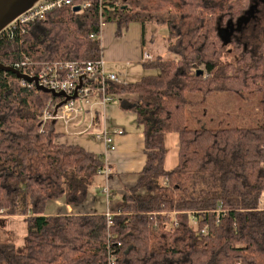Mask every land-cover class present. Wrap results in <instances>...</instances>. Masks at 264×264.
<instances>
[{
    "label": "trees",
    "instance_id": "trees-1",
    "mask_svg": "<svg viewBox=\"0 0 264 264\" xmlns=\"http://www.w3.org/2000/svg\"><path fill=\"white\" fill-rule=\"evenodd\" d=\"M91 1L83 13L65 5L17 24L11 36L2 32L0 62L100 58L102 39L91 37L100 7L117 36L141 24L143 52L156 24L167 32L174 58L149 51L153 59L142 61L147 74L111 87L134 95L129 101L145 135L146 162L112 224L105 213L49 215L53 199L84 205L104 157L58 142L52 123L42 125L49 94L23 87L14 71L0 68V212L26 224L22 247L0 233V264H264V27L256 30L250 13L264 0ZM243 33L248 40H240ZM251 91L261 95L257 126L190 127L191 117H206L194 104L208 95ZM167 133L179 134V162L171 170ZM219 206L228 214L218 223Z\"/></svg>",
    "mask_w": 264,
    "mask_h": 264
},
{
    "label": "built area",
    "instance_id": "built-area-1",
    "mask_svg": "<svg viewBox=\"0 0 264 264\" xmlns=\"http://www.w3.org/2000/svg\"><path fill=\"white\" fill-rule=\"evenodd\" d=\"M46 0L28 14L21 17L17 22L8 26L5 31L10 36L16 29L17 24H27L34 20L45 19L49 12L61 6H79L77 13H83L91 7V0ZM76 2V3H75ZM101 2V0H100ZM108 25L105 14L100 7L99 30L91 35L92 38H102L103 31ZM4 32V31H3ZM2 34V33H1ZM0 34V35H1ZM153 59V55L145 49L142 52L141 60L148 62ZM107 61L102 56L98 59L87 60H67L53 62H37L28 57L22 58L17 62L1 63L0 68L12 70L23 87L36 92L49 94L50 99L43 112L42 125L49 122H62L65 126L61 137L68 138H90L102 143L106 148V154L117 150L116 136L122 130H109L100 117V111L104 112L109 104L120 99V94L111 90L114 85L128 84L116 72H108L106 69ZM130 65L126 64V70ZM89 115V122L84 125L82 116ZM80 124L79 129L73 130L72 126ZM56 128V125H55ZM60 137V139H61ZM61 141V140H60ZM65 142V141H63ZM112 168L105 164L104 168L98 171V175L109 177ZM164 185H168V179L164 178ZM103 192L110 196L109 187L105 186ZM219 206L214 212L216 221L219 223L227 216L228 210ZM115 213L107 212L109 224H112ZM176 224V222H175ZM192 226L198 230L199 221L195 217L191 218ZM201 234L207 232V227L200 230Z\"/></svg>",
    "mask_w": 264,
    "mask_h": 264
},
{
    "label": "crops",
    "instance_id": "crops-1",
    "mask_svg": "<svg viewBox=\"0 0 264 264\" xmlns=\"http://www.w3.org/2000/svg\"><path fill=\"white\" fill-rule=\"evenodd\" d=\"M113 24L114 25L111 26L108 24L109 26L107 25L103 31L101 38L103 46L102 56L107 61L106 69L108 72H116L119 75L126 77L132 73L135 64H140L143 67L141 55L144 45L141 24L131 23L129 28L125 30L121 36H117L116 24ZM146 50L150 51L148 48H146ZM153 50L158 56L165 58V52L162 51L161 47H155ZM126 64L130 65V69L128 71L126 70ZM143 69L144 72H147L144 67ZM143 76L144 75H142L138 80H140ZM130 96L131 98L120 96V99L118 100L120 102L118 105L119 108H115V113H118V117L115 119L112 117L111 122L108 121L107 108H105L104 112L99 110L100 117L109 130H122V133L116 136V151L110 152L107 155L105 146L102 143L94 141L90 138L72 139L68 137H61L60 143L75 144L85 148L87 151L102 155L104 157L103 159L105 164H109L112 168V173L108 177L107 185L109 187L110 196H107L102 191L104 186L102 188L99 187V185H96V187L91 185L89 189V196L86 201L89 203V206H87L88 210L85 212L106 214L109 211L111 213H117L118 203L122 199V194L128 188H131L136 184L140 173L143 170L146 162L145 135L143 128L137 124L136 114L129 101V99H133V95ZM89 118V115H83L81 117V120L84 121V125L89 122ZM79 127L80 124L73 125L72 129L76 130L79 129ZM61 131H63V129H60V132ZM59 138L60 137L57 139ZM165 142L167 149L165 168L167 170H171L175 168L179 162V134L167 133L165 135ZM110 200L112 203L109 202ZM104 203H106L107 206H105ZM53 210L54 212H57V206H54ZM79 210L81 209H76L67 205L66 213H77ZM51 214L60 215L53 212H51Z\"/></svg>",
    "mask_w": 264,
    "mask_h": 264
},
{
    "label": "rangeland",
    "instance_id": "rangeland-1",
    "mask_svg": "<svg viewBox=\"0 0 264 264\" xmlns=\"http://www.w3.org/2000/svg\"><path fill=\"white\" fill-rule=\"evenodd\" d=\"M30 1V0H28ZM27 1V2H28ZM26 0H16V11L24 5H26ZM252 12H250L253 17L252 24L257 27L256 30H260L261 27H264V5L259 3L257 6L253 7L251 9ZM50 12L47 14L49 15ZM111 25H114L113 23H108ZM251 25V26H252ZM109 26V25H108ZM152 30H149L147 33V40H148V49L153 52L154 56H158L153 48L155 47H161L162 51L165 52V59L169 58H174V56L166 51V42L164 38L166 37L167 32H164L163 29H160L156 24H151ZM150 26V27H151ZM232 31V28L229 27H222V31ZM248 31H255V30H250ZM246 31V32H248ZM165 34V36H163ZM226 37H230V34L224 33ZM239 36V35H238ZM245 38L248 40V34L243 33V35L240 36V40H243ZM238 40V39H237ZM228 50L231 51L232 47L229 46ZM225 59H229L231 57L227 56L224 57ZM148 72H144V69L142 65L140 64H135L132 73L129 76H122L120 77L122 79H125L127 83H134L137 81L142 75L147 74ZM151 73V72H149ZM228 93V92H227ZM225 92L222 93H215L212 94L211 96H207V100L203 101L201 103H196L194 104V108L197 112V110L203 111L204 114L207 113L205 116L201 118V113L200 116L191 117L189 120V125L190 127H200L203 125H207L208 127H211L213 125H218V126H231V127H255L261 122V112L260 108L258 106V100L260 99V93L256 91H251V92H245L243 95H237V93H233V95H228ZM121 96H125V98L130 97V95L133 94H120ZM235 96V97H231ZM230 97L231 99L227 100L226 98ZM134 98V95H133ZM120 104L119 101H115L112 104H109L107 106V113H108V121L111 122V119L118 117V113H115V108L118 107ZM202 107V108H201ZM119 108V107H118ZM203 109V110H202ZM121 110V109H119ZM112 115V116H111ZM197 117H200L201 122L198 121ZM133 120V119H132ZM131 122V121H130ZM60 129H65V126L62 122L58 121L56 123V130L59 132ZM61 139H57L58 142H60ZM102 179V180H101ZM107 180V184H106ZM94 187L96 185L99 187L107 186L108 185V177L102 176V175H97L93 178L92 184ZM104 189H102L103 191ZM99 193V190H98ZM101 195V193H100ZM112 199V198H111ZM110 203L111 200L109 201ZM91 204V201H90ZM105 206H107L106 203H104ZM57 206V212H54L53 207ZM87 206H89L88 202H85L84 205L78 207L81 210L77 213H84L85 211L88 210ZM87 208V209H86ZM67 209V204L63 199H53L48 202L47 205V213L49 215H52L51 212L61 214V213H66ZM77 209V208H76ZM72 214V213H70ZM0 233L1 237L4 241L11 242L15 244L17 247H22L24 244V236L26 234V224L23 221L22 216H11L7 215V213L3 210L0 212Z\"/></svg>",
    "mask_w": 264,
    "mask_h": 264
},
{
    "label": "bare ground",
    "instance_id": "bare-ground-1",
    "mask_svg": "<svg viewBox=\"0 0 264 264\" xmlns=\"http://www.w3.org/2000/svg\"><path fill=\"white\" fill-rule=\"evenodd\" d=\"M28 0H26L27 2ZM46 0H30L24 5V7L18 9L16 11V0H14L10 6L7 7L5 14L0 19V34L5 31V29L17 22L21 17L28 14L30 10H33ZM18 19V20H17ZM56 122H52V126L54 128Z\"/></svg>",
    "mask_w": 264,
    "mask_h": 264
},
{
    "label": "water",
    "instance_id": "water-1",
    "mask_svg": "<svg viewBox=\"0 0 264 264\" xmlns=\"http://www.w3.org/2000/svg\"><path fill=\"white\" fill-rule=\"evenodd\" d=\"M13 1L14 0H0V19L5 14V11H6L7 7L10 6ZM73 10L75 12H77V11L80 10V7L79 6H75V7H73ZM202 73H203V70H198V74L199 75L202 74Z\"/></svg>",
    "mask_w": 264,
    "mask_h": 264
}]
</instances>
